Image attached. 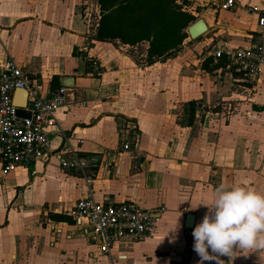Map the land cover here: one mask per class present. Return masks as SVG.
I'll return each instance as SVG.
<instances>
[{"label": "crops", "instance_id": "1", "mask_svg": "<svg viewBox=\"0 0 264 264\" xmlns=\"http://www.w3.org/2000/svg\"><path fill=\"white\" fill-rule=\"evenodd\" d=\"M185 1L182 11L200 16L207 32L195 41L187 37L173 58L137 65L125 45L93 39L100 18L95 0H0V63L11 58L46 97L64 88L57 123L79 156L100 159L90 181L63 171L56 157L0 181V264L128 261L125 253H112L116 247L100 256L68 215L88 192L98 202H134L159 218L157 233L144 240L145 264H197L191 233L207 211L199 205L210 203L213 190L241 185L264 193V69L249 103L225 116L221 107H204L235 96L222 73L231 83L240 77L224 66L202 67L220 45L264 44V28L249 13L256 7L264 14V0H234L227 11L220 10L225 0ZM89 9L97 15L94 29ZM199 51V67H186ZM90 60L99 63V76ZM12 100L23 109L26 91L16 90ZM47 133L58 155L63 141ZM187 214L194 217L191 229L184 226ZM220 259L229 264L228 257ZM231 264H264V252L239 255Z\"/></svg>", "mask_w": 264, "mask_h": 264}, {"label": "built area", "instance_id": "2", "mask_svg": "<svg viewBox=\"0 0 264 264\" xmlns=\"http://www.w3.org/2000/svg\"><path fill=\"white\" fill-rule=\"evenodd\" d=\"M234 6V0H225L220 10L227 11ZM249 13L256 14L258 26L264 28V14L256 7H251ZM208 56L214 63L223 60L227 71L239 75L246 92L255 90L264 69V44L236 48L220 45ZM90 67L93 75H100L98 62L90 60ZM16 90L27 93L26 105L21 109L28 114L27 118L16 115L18 108L12 100ZM64 93L65 89L59 88L46 97L29 83L21 67L11 58L0 63V181L19 167H28L33 162L47 163L53 157L58 159L63 171L81 173L87 180L97 170L100 159L79 156L69 146V137L56 121L55 113L63 105ZM47 130L63 141L58 155H54ZM122 148L129 151L130 144L124 143ZM68 215L96 243L99 253L105 255L121 241L139 243L152 238L157 233L159 220L134 202H98L90 192L75 202Z\"/></svg>", "mask_w": 264, "mask_h": 264}, {"label": "trees", "instance_id": "3", "mask_svg": "<svg viewBox=\"0 0 264 264\" xmlns=\"http://www.w3.org/2000/svg\"><path fill=\"white\" fill-rule=\"evenodd\" d=\"M100 18L93 39L96 42L134 46L146 43V64L175 55L188 37L185 29L194 17L174 0H95ZM203 60L202 67L211 72L224 61Z\"/></svg>", "mask_w": 264, "mask_h": 264}, {"label": "clouds", "instance_id": "4", "mask_svg": "<svg viewBox=\"0 0 264 264\" xmlns=\"http://www.w3.org/2000/svg\"><path fill=\"white\" fill-rule=\"evenodd\" d=\"M199 206L207 211L191 233L197 264H224L220 257H228L231 264L239 255L264 252V193L241 185H220L210 203Z\"/></svg>", "mask_w": 264, "mask_h": 264}, {"label": "rangeland", "instance_id": "5", "mask_svg": "<svg viewBox=\"0 0 264 264\" xmlns=\"http://www.w3.org/2000/svg\"><path fill=\"white\" fill-rule=\"evenodd\" d=\"M174 1H175V3L177 2V0H174ZM179 2H180V5H178L177 3L176 4L181 8V10H184L183 6H186L187 2L185 0H181ZM185 11H183V12H185ZM186 13H188V12L186 11ZM229 13H231V11ZM87 14H88V18L90 20V26L93 27V25L96 22L97 15L93 14V10L91 12V9H89ZM188 14H190V13H188ZM197 19H200V16H197L196 18H194V20H191L187 24L185 32L189 26H191L194 22L197 21ZM93 29H94V27H93ZM125 46H126L125 50L127 51V54L129 56H131V58H133L134 62L137 65H140V64L145 65L146 64V58H145V51L147 49L146 43H139V44L134 45V46H128V45H125ZM189 48H190V46H189ZM201 54H202V52L199 51V53L196 52L192 57L190 56L189 60H187L188 65L186 67H194V68L199 67L197 65H198V63L199 64L202 63V61L199 62V60L202 59V57H203ZM175 55H173V56L171 55L169 58H173ZM197 60H198V62L195 64V62ZM210 61L212 62V64L214 63L212 58H210ZM221 76L222 77L224 76L223 78H221L222 84L224 86L229 85L230 91L235 96L232 98L230 96V94H228L227 96L224 97L223 101H221V100L218 101L217 106H216V104L207 105L204 107V109L209 112V111H213V107H221L220 110H222L223 115L228 116L231 114L232 111L235 110L234 109L235 107L239 108L237 106L238 103H240L241 105L249 103L248 100L250 99L251 94L253 92L251 94L246 92L243 89V85L240 82H238V83H240V85L238 83H235V82L231 83V81L228 80L229 79L228 76L224 75V73H222ZM209 80L211 81L210 77L208 79V82H209ZM146 243H147L146 241L145 242L142 241V243L141 242L131 243L129 241H121L114 246V248L116 247V249L112 250V253H114V254L118 253V252L125 253L127 255L128 261H126V262L123 261L122 263H124V264H127V263L128 264H131V263L132 264H145V260L142 258V256H143V252L147 253V249L145 247V245H147ZM99 255L100 256H106L105 254H102V253H99ZM118 263H120V262L118 261ZM180 264H183V263H180Z\"/></svg>", "mask_w": 264, "mask_h": 264}, {"label": "water", "instance_id": "6", "mask_svg": "<svg viewBox=\"0 0 264 264\" xmlns=\"http://www.w3.org/2000/svg\"><path fill=\"white\" fill-rule=\"evenodd\" d=\"M207 32V27L202 19H198L196 22H194L191 26H189L186 30L187 36L189 40L195 41L201 36H203ZM16 115L18 117H28V114L23 112L21 109H18L16 111ZM193 215L187 214L185 218V228L191 229L193 226Z\"/></svg>", "mask_w": 264, "mask_h": 264}]
</instances>
